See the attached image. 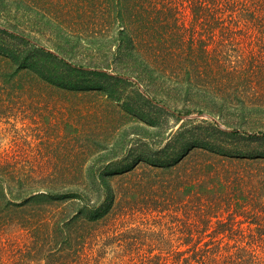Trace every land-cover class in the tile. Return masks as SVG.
I'll list each match as a JSON object with an SVG mask.
<instances>
[{
    "label": "rangeland",
    "instance_id": "obj_1",
    "mask_svg": "<svg viewBox=\"0 0 264 264\" xmlns=\"http://www.w3.org/2000/svg\"><path fill=\"white\" fill-rule=\"evenodd\" d=\"M91 3L0 0V49L4 50L0 51V171L13 179V193L23 191L30 200L17 208L12 220L20 226L42 221L44 212L56 220L79 212L88 201L102 204L98 196L109 190L102 186V178L117 195L124 193L130 184L119 175L121 170L113 169L126 167L141 155L145 161L170 154L177 159L189 151L191 141L218 143L245 155L264 154V139L229 134L264 132V25L242 30L238 26L245 20L225 15L221 22L232 30L226 33L229 40L224 47L222 32L208 33L202 28L204 19L198 22L197 37L205 40L211 53L216 50L230 70L251 75L231 82L219 76L222 71L212 59H198L188 70L178 61H162L158 69L147 67L133 52L113 44L112 37L125 27L101 12V3L96 7ZM192 20L183 19L189 28ZM130 27L136 32L131 24L126 30ZM156 27L170 35V30ZM99 35L110 37L93 40ZM189 40L187 35L181 45L187 52ZM211 72L218 74L217 80L209 78ZM14 179L23 182L19 185ZM115 214H121L118 205L106 226H100L110 231L146 227L160 232L166 223L181 225L157 215L116 218ZM5 231L9 241L20 245L33 240L16 225ZM107 237L99 233L94 249L105 248L110 261L124 251L107 243Z\"/></svg>",
    "mask_w": 264,
    "mask_h": 264
},
{
    "label": "trees",
    "instance_id": "obj_2",
    "mask_svg": "<svg viewBox=\"0 0 264 264\" xmlns=\"http://www.w3.org/2000/svg\"><path fill=\"white\" fill-rule=\"evenodd\" d=\"M98 3L101 12L125 27L116 38L112 37L113 44L133 52L147 67L158 69L162 61H178L188 70L189 64L193 67L198 59H212L222 71L219 76L231 82L247 80L249 73L230 70L221 63L216 50L211 53L205 40L197 37L198 22L204 19L202 28L208 33L222 32L220 45L226 47V33L232 27L221 19L237 15L245 20L238 28H259L264 25V0H92L91 5L96 7ZM82 12H87L86 7H82ZM189 16L193 19L190 28L183 21ZM127 24L133 25L136 32L132 27L126 30ZM156 26L170 30V35H163ZM187 35L191 44L188 52L181 49ZM100 36H93V40L106 41L110 37ZM169 39L174 42L169 44ZM217 75L211 72L209 78L215 81ZM229 134L264 139V132ZM186 149L189 151L177 159L176 154H170L145 161L141 155L126 167L116 166L113 170H121L119 175H125L123 180L130 188L117 195L107 179H100L102 186L109 188L105 195L98 196L102 204L91 203L89 198L91 202L77 213L54 220L44 212L42 221L21 226L12 220L17 208L30 200H26L23 191L13 193V179H6L0 171V264H264V154L245 155L203 141H191ZM195 149L199 151L191 155ZM143 160L145 165L139 167ZM16 182L20 185L23 180ZM38 197L44 199L47 195ZM17 199L24 202L18 205L14 202ZM117 205L121 214H115L116 218L157 215L181 225L166 223L160 232L146 227L124 231L102 228L100 225L106 226L105 220L113 216ZM15 225L31 234L33 240L23 245L9 241L5 230ZM99 233L108 234L106 242L117 244L124 254L107 260L105 248L94 249ZM178 234L181 236L174 239ZM155 250L159 253L154 254ZM143 251L147 253L142 254Z\"/></svg>",
    "mask_w": 264,
    "mask_h": 264
},
{
    "label": "water",
    "instance_id": "obj_3",
    "mask_svg": "<svg viewBox=\"0 0 264 264\" xmlns=\"http://www.w3.org/2000/svg\"><path fill=\"white\" fill-rule=\"evenodd\" d=\"M182 118H183V119H185V118H191V119H193V118H196V117H195V116H189V117L182 116Z\"/></svg>",
    "mask_w": 264,
    "mask_h": 264
}]
</instances>
